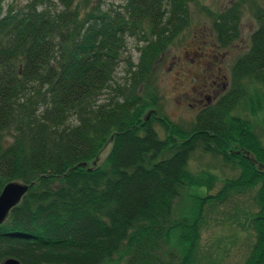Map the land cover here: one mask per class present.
<instances>
[{
  "label": "trees",
  "instance_id": "obj_1",
  "mask_svg": "<svg viewBox=\"0 0 264 264\" xmlns=\"http://www.w3.org/2000/svg\"><path fill=\"white\" fill-rule=\"evenodd\" d=\"M244 1L255 0H235L215 14L220 46L238 36ZM196 2L125 0L120 11L103 0H0V191L14 180L29 185L0 224V264H107L115 255L124 264H200L206 213L247 190L255 191L256 208L245 213L255 239L241 264H264V169L257 166L264 143L250 120L234 114L248 109L246 84L264 91V7L254 8L257 27L233 62L228 91L189 128L154 113L145 120L138 88ZM127 35L145 44L129 64L130 83H118L113 74ZM104 143L108 155L96 165ZM196 151L235 173L212 193L219 179L203 171L207 193L191 216L184 200Z\"/></svg>",
  "mask_w": 264,
  "mask_h": 264
},
{
  "label": "rangeland",
  "instance_id": "obj_2",
  "mask_svg": "<svg viewBox=\"0 0 264 264\" xmlns=\"http://www.w3.org/2000/svg\"><path fill=\"white\" fill-rule=\"evenodd\" d=\"M29 0H3L4 6L12 3L23 6ZM125 0H103L104 8H119ZM235 0H198L191 3L188 10V25L159 54L145 84L139 86L144 93L146 116L154 113L168 119L173 126L189 128L197 113L215 102L231 87V67L237 56L249 47L250 35L257 27L254 17L255 7H264V0L244 1L238 20V36L226 46H220L213 32V18L216 13L230 6ZM139 33V32H138ZM137 33V34H138ZM136 36V37H135ZM125 36V46L114 71V80L118 83H130L129 64L139 61V48L145 44L138 35ZM134 70L135 67H132ZM223 83L225 85L223 86ZM224 87V88H223ZM248 92V109L239 110L241 115L252 122V131H256L264 143V91L257 85L246 84L242 91ZM110 93L101 96L106 99ZM208 101V102H207ZM251 110V112H250ZM153 115V116H154ZM150 117V116H149ZM160 137L164 138L166 130L154 123ZM171 135V131L169 132ZM110 143H104L98 153L96 165L105 161ZM88 166H92L91 162ZM189 179L187 200L184 213L196 215L194 205L207 193L199 180L203 171L213 172L219 179L211 192H215L225 176H232L235 171L224 165L221 159L196 151L189 160ZM254 190L232 194L216 212L208 211L205 224L200 230L199 249L200 264H241L254 241V232L247 230L246 211H254ZM239 208V212L237 209ZM249 209V210H248ZM183 218V217H182ZM191 220V218H189ZM107 264H124V258L115 255L113 262Z\"/></svg>",
  "mask_w": 264,
  "mask_h": 264
},
{
  "label": "water",
  "instance_id": "obj_3",
  "mask_svg": "<svg viewBox=\"0 0 264 264\" xmlns=\"http://www.w3.org/2000/svg\"><path fill=\"white\" fill-rule=\"evenodd\" d=\"M151 111H148L145 120H147L150 116ZM245 155L249 157L251 161L257 163V161L250 156L249 152H245ZM95 163V162H93ZM86 163H82L84 166ZM259 169H264V165L262 163H257ZM29 185L22 183L20 181L14 180L7 182L0 191V224L6 221L11 209L16 206L23 196L28 191ZM2 264H21L15 258H6L3 260Z\"/></svg>",
  "mask_w": 264,
  "mask_h": 264
},
{
  "label": "flooded vegetation",
  "instance_id": "obj_4",
  "mask_svg": "<svg viewBox=\"0 0 264 264\" xmlns=\"http://www.w3.org/2000/svg\"><path fill=\"white\" fill-rule=\"evenodd\" d=\"M225 85V83H223V86ZM224 88V87H223Z\"/></svg>",
  "mask_w": 264,
  "mask_h": 264
}]
</instances>
